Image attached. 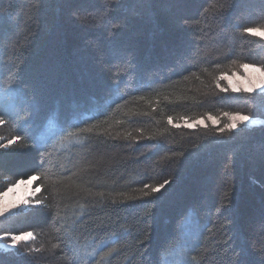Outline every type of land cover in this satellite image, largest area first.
<instances>
[{
    "label": "trees",
    "instance_id": "16d2710c",
    "mask_svg": "<svg viewBox=\"0 0 264 264\" xmlns=\"http://www.w3.org/2000/svg\"><path fill=\"white\" fill-rule=\"evenodd\" d=\"M250 27L264 0H0V193L38 177L0 264H264V92L220 79L264 69Z\"/></svg>",
    "mask_w": 264,
    "mask_h": 264
},
{
    "label": "snow or ice",
    "instance_id": "6c2138e0",
    "mask_svg": "<svg viewBox=\"0 0 264 264\" xmlns=\"http://www.w3.org/2000/svg\"><path fill=\"white\" fill-rule=\"evenodd\" d=\"M246 31L249 35L258 36L261 39H264V28L250 27V28H247ZM241 68L244 70V75L242 77H237L238 82L234 83L232 79L226 75H221L220 79L221 80L227 79L229 82V86L231 87L233 92L244 91L246 93H251L255 91L256 89L264 90V69L260 67H255L248 63L241 64ZM235 75L236 74L233 73V76ZM224 90L225 89H221V91H224ZM224 115L228 116L231 121V123L228 125L229 129H236L238 126L237 122H247L250 120L249 116L239 114V113H236V114L225 113ZM209 119H214V118L209 116ZM200 123H202V121H200ZM37 178L38 177L36 176L30 177L27 183L30 184L33 180H36ZM23 183H25V181L21 180L17 182L15 185L8 187L5 192L0 193V215H3L8 210V207H9L8 205L4 204L3 202L4 197L8 196L9 193L14 192L15 189L19 187L20 184H23ZM160 187H163V185H160ZM152 191L153 192L159 191V187L153 188ZM12 207H15V205L13 204ZM32 236H33L32 232H26L21 235H13L11 238L13 240V243L15 244V242H18L21 240H28L32 238Z\"/></svg>",
    "mask_w": 264,
    "mask_h": 264
},
{
    "label": "rangeland",
    "instance_id": "374dc122",
    "mask_svg": "<svg viewBox=\"0 0 264 264\" xmlns=\"http://www.w3.org/2000/svg\"><path fill=\"white\" fill-rule=\"evenodd\" d=\"M235 74H236L235 76H233V73L229 74V75H226V76L231 78L232 81L234 83H236V82H238L237 81V77H242L244 75V70L242 69L241 73L237 72ZM225 81H226L227 86L230 89V91H232L231 87L229 86L228 80L225 79ZM240 92H244V91H240ZM253 92H264V90L256 89ZM200 121H202V123H200ZM218 122L219 121H218L217 118L209 119V117H207V118L198 119V120H196L194 122H191V123H187L186 126H188V127H196V126H203V125H206V124L217 125ZM230 123H231V121H230V119L228 117V125ZM261 123L262 122L259 119L250 118V120L247 121V122H237V125H238L237 128L240 127V126H254V125L261 124ZM189 125H191V126H189ZM28 179L23 180V181H25V183L20 184L19 187H17L14 192L9 193L8 196L4 197V200H3L4 204L8 205L9 207H8V210L3 215H0V218L8 216V215H11V214H14V213H17V212H20V211H23V210H26V209L29 208L30 205L31 206H36L38 204V202H35V201L34 202H30V200L33 199L36 196V194L38 193V188L34 187L35 180H33L29 184V183H27ZM13 204L15 205V207H12ZM11 237L12 236H10V240L9 241L1 242L0 243V247H2L5 250L13 249L17 245V243L28 241V240L31 239L30 238L28 240H21V241L15 242V244H14Z\"/></svg>",
    "mask_w": 264,
    "mask_h": 264
}]
</instances>
